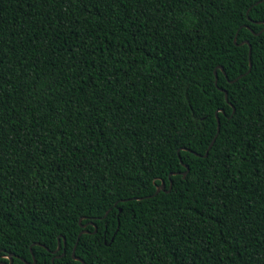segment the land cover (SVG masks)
Here are the masks:
<instances>
[{"label":"trees","instance_id":"obj_1","mask_svg":"<svg viewBox=\"0 0 264 264\" xmlns=\"http://www.w3.org/2000/svg\"><path fill=\"white\" fill-rule=\"evenodd\" d=\"M257 1L0 0V264H264Z\"/></svg>","mask_w":264,"mask_h":264},{"label":"snow or ice","instance_id":"obj_2","mask_svg":"<svg viewBox=\"0 0 264 264\" xmlns=\"http://www.w3.org/2000/svg\"><path fill=\"white\" fill-rule=\"evenodd\" d=\"M243 31V29H241ZM233 38L239 42L238 46L243 48L244 41H242L239 35L233 34ZM228 79L227 69H225L222 65H215L213 67V81L219 86L221 81L226 82ZM231 107V101L228 97H225L224 103L219 105L218 108L213 110L212 117L214 119H220L221 117H231L232 113L227 111L228 108ZM208 119V115H201L199 113H194L193 122L199 124L200 129L203 130L206 127L205 121ZM211 143V142H210ZM176 160L178 162V169L176 171H188V169L184 165V155L188 153V149L177 141L176 145ZM211 151V149H209ZM172 179V175H169L167 179L161 177L159 174L153 176V183H156L157 186H167L168 181ZM115 208L119 212H123V209L119 207V204L114 202V205L110 206L108 211L111 212ZM107 217L105 216V220ZM81 224V233L84 235H88V229L91 228L93 230V234H99L101 232V226L99 224V218L93 214L91 217L85 215L80 219ZM63 245L65 246V250H67L66 246L68 244L67 238H63Z\"/></svg>","mask_w":264,"mask_h":264},{"label":"water","instance_id":"obj_3","mask_svg":"<svg viewBox=\"0 0 264 264\" xmlns=\"http://www.w3.org/2000/svg\"><path fill=\"white\" fill-rule=\"evenodd\" d=\"M261 1H263V0H259V1H257L256 3H259V2H261ZM255 3V4H256ZM236 40L234 39V42H235ZM245 43L244 44H248L249 45V43H248V41H244ZM249 53H250V45H249ZM251 66V62H250V60H249V67ZM243 75V74H242ZM241 76V75H240ZM236 80V79H235ZM235 80H232V81H235ZM224 91V93H225V97H227V93H226V91L225 90H223ZM217 123H218V125H217V133H218V131H219V119L217 120ZM217 133L215 134V136H214V138L212 139V141H211V143L209 144V147H208V149H207V151L205 152V154L203 155V156H207V153H208V150H209V148L212 146V144H213V142H214V140H215V137H216V135H217ZM191 152H193L195 155H198V156H200V154H198V153H196V152H194V151H192V150H190ZM185 165V167L188 169V166L186 165V164H184ZM179 174H181L183 177H185V175H186V173H187V171H184V172H178ZM171 174H175V173H171ZM169 188L166 190L165 189V186H156V190H155V193L154 194H156V193H158L159 191H169L170 189H171V187H172V181L170 180L169 181ZM107 214V212L105 213V215ZM79 234H81V232L79 233ZM38 245H40V246H42V247H44L45 249H48L46 246H44V245H42V244H40V243H37ZM59 248H60V243H59V238H58V245H57V247H56V249H54L53 251H52V253H56L58 250H59ZM74 251V250H73ZM73 251H72V255H73ZM30 252H31V255H32V262L30 263L29 261H27L26 259H24V258H20L25 264H35V258H34V255H33V253H32V250L30 249ZM62 254H55V256L54 257H60ZM8 259H9V264L12 262V254H10V255H7L6 256ZM54 257H51V262H52V264H53V261H54ZM73 258L75 259V260H78V261H80L81 262V264H85L84 263V261L82 260V259H80L79 257H77V256H73ZM1 264H6L5 262H1Z\"/></svg>","mask_w":264,"mask_h":264}]
</instances>
